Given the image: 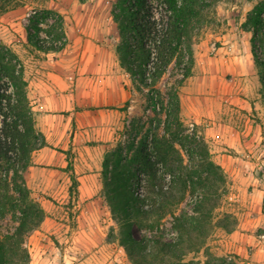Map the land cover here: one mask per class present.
<instances>
[{
    "label": "rangeland",
    "instance_id": "374dc122",
    "mask_svg": "<svg viewBox=\"0 0 264 264\" xmlns=\"http://www.w3.org/2000/svg\"><path fill=\"white\" fill-rule=\"evenodd\" d=\"M18 1L22 7L13 10L16 13L7 15L11 11L0 12V40L10 46L22 61L27 83L35 77L36 70L46 72L39 69V65L45 66L49 64L47 61L56 63L64 57L74 56L72 67L76 70L72 73L71 88L78 96L80 110H120L128 102V106L119 111V129L115 130L113 141L109 142L105 153L115 148L117 143L124 147L128 142L136 144L146 136L150 138L152 129L170 141L174 140L172 134L181 139L182 133L174 125L170 134H166L164 115L154 113V108L159 110L160 102L166 103L168 93L181 78L180 72L174 63L169 66L155 87L161 93L160 101L156 102L150 101L149 90L141 88L137 81L133 83L121 68L117 54L121 39L112 17L117 0ZM260 1L216 0L212 7L205 10L207 18L197 25L191 42L194 56L192 73L179 93L187 86L191 96L197 99L199 108L204 111V118L209 114L206 108L212 105L216 128L228 132L223 139H210L205 135L206 123L195 125L185 119L180 110L185 129L183 134L193 132L203 137L212 160L221 166L226 178L225 186L221 187L225 195L212 212V224L204 231L207 234L204 249L187 254L183 259L185 263L264 264V106L250 50L251 37L242 28L251 9ZM41 9L57 11L65 22L67 45L60 55L49 59L42 53H35L36 50L23 43L20 37L27 17L33 10ZM83 40L91 42L88 51L95 53L92 60L81 59L82 47L79 42L74 48L75 41ZM84 65L88 69L82 68L81 72L84 73L78 74ZM91 65L105 68L98 72L91 69ZM236 66L242 69L243 74L234 70ZM78 78L82 80L77 81ZM194 89L198 92L193 94ZM30 102L36 121L37 113ZM49 133L51 145L48 147L52 151L41 153L42 165L26 182L31 197L40 204L45 214L37 230L24 237L23 247L29 254V264H132L124 250L116 242L108 240L109 229H116L117 225L104 199L102 175L101 188L95 197L81 199L78 194L69 196L70 180V185L66 184L70 174L58 172L57 169L60 168L58 166H66L67 162L73 166L75 155L71 145L69 148L66 145L71 137H62L60 130H50ZM185 144L191 147L189 143ZM62 145L67 148L66 151L59 149ZM148 150H152L150 145ZM48 162L51 165L47 166ZM146 182L145 177L141 176L134 193L143 194ZM162 184L169 186L167 179ZM66 186H69L68 189ZM205 188L202 186L195 192L188 190L182 203L174 207L175 216L181 212L193 215L196 197ZM225 215L231 216L229 222L233 231L230 233L217 227V222L224 220ZM173 222V217L166 215L161 220L155 219L153 229L140 232L134 229L133 232L138 239L145 235L146 238L163 237L164 241L172 242L176 239ZM16 225L11 215L4 216L0 220V235L12 233Z\"/></svg>",
    "mask_w": 264,
    "mask_h": 264
},
{
    "label": "trees",
    "instance_id": "16d2710c",
    "mask_svg": "<svg viewBox=\"0 0 264 264\" xmlns=\"http://www.w3.org/2000/svg\"><path fill=\"white\" fill-rule=\"evenodd\" d=\"M214 3L216 0H117L112 12L121 39L117 52L120 66L133 83L137 81L141 88L150 91V101H160L161 93L155 87L172 63L181 75L166 103L160 102L159 110L154 108L156 115L165 117V133L171 132L174 125L182 133L181 139L172 134L174 142L170 141L152 129L150 138L146 136L136 144L128 142L123 147L117 143L102 161L104 199L117 225L116 229H109L108 240L116 242L132 264H209L185 263L183 259L204 249L207 238L204 231L212 224V212L225 195L221 187L225 186L226 178L221 166L212 160L203 137L193 132L183 134L179 89L191 77L194 64L191 42L197 25L207 18L204 12ZM21 7L18 0H0V12ZM64 26V17L57 11L33 10L24 26L26 42L37 52L57 54L67 45ZM242 28L251 34L250 50L264 106V0L254 5ZM27 87L22 61L0 40V220L9 214L17 223L12 233L0 235V264H29L24 237L37 230L45 218L24 178L34 154L48 147L44 135L36 128ZM127 106L125 102L120 111ZM63 172L70 174L69 196L77 195L78 182L70 162ZM141 176L147 182L143 194L138 195L134 188ZM165 179L169 186L162 184ZM202 186L206 188L196 197L193 215L181 212L175 216L174 207L182 203L187 191L195 192ZM155 214L158 220L166 215L173 217L175 241L166 242L156 236L136 237L134 229L138 232L153 229ZM229 219L231 216L225 215L217 227L232 232Z\"/></svg>",
    "mask_w": 264,
    "mask_h": 264
},
{
    "label": "crops",
    "instance_id": "0c3cea01",
    "mask_svg": "<svg viewBox=\"0 0 264 264\" xmlns=\"http://www.w3.org/2000/svg\"><path fill=\"white\" fill-rule=\"evenodd\" d=\"M16 12L17 11H11L7 13V15ZM246 34L249 35L250 33ZM20 37L23 43H27L24 27L21 29ZM78 42L82 47L80 53L81 59L92 60L95 53L93 54V52L90 53L88 51L91 42L88 40H83L82 42L75 41L74 48H77ZM75 49L73 51L76 53ZM62 51H64V49ZM61 52L57 54H42L49 59V57L60 55ZM35 53L40 52L36 51ZM73 59H75L74 56L70 58L64 57L60 61H56V63H53L51 60L49 62L47 61L49 64L45 66L39 65V69H45L46 72L40 70L35 71V77L28 82V98L32 101L34 111L37 113L36 126L46 137L48 146L51 145L48 140V137L51 136L49 133L50 130H60L62 132V137H64V135L69 136V138L71 137V141L66 145L67 148L71 145L72 153L75 155L72 168L78 182V197L81 199H90L95 197L101 188L100 176L103 155L109 146V142L113 141L115 130L119 129L120 110H115L113 108L111 111L100 108H83L80 110L81 105L78 96L73 92L74 89L71 88L72 79L74 77L72 73L76 70L72 67ZM91 66V69L98 70V72L105 68V66L103 68V66L100 65ZM80 68L81 70H78V74L84 73L81 72L83 71L82 68L88 69L85 65ZM234 70H236V72L238 71V73H242V69L240 70L237 66ZM79 79L82 80V78L76 80L78 81ZM75 88L77 89V86ZM197 92L198 90H193V94ZM121 99L123 101L124 95ZM179 102L181 115L185 119L191 121L195 125L207 124V129L205 131L206 137L213 140H219L225 137L224 134H226L228 130L216 128L217 125H215L214 122L213 106L210 105L206 108V112L209 114L204 118V113H202L204 111L199 108L197 99L191 96V92L187 86L181 89V93H179ZM115 119L117 124L115 123ZM67 148H65L64 145L59 147L62 152L66 151ZM47 150L52 151V148L45 147L39 150L35 155L32 166L29 167L25 173V182H28V177L29 180H31L30 178L34 174V171L39 165H42L40 155ZM50 163L51 162H48L46 165H51ZM58 167L60 168L57 169V171L63 172L66 166L61 165ZM66 185H70L69 179Z\"/></svg>",
    "mask_w": 264,
    "mask_h": 264
}]
</instances>
